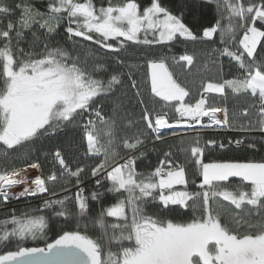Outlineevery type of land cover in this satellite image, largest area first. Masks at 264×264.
<instances>
[{"label":"snow or ice","instance_id":"1","mask_svg":"<svg viewBox=\"0 0 264 264\" xmlns=\"http://www.w3.org/2000/svg\"><path fill=\"white\" fill-rule=\"evenodd\" d=\"M217 36L220 47L209 57L215 76L198 83L169 70L179 65L190 75L195 51H156H171L180 38L195 45ZM80 41L99 54L82 53ZM125 41L144 48L147 95L131 71L118 70L139 67L120 58ZM225 57L235 71H224ZM125 76L138 118L125 103ZM214 94L252 102L219 106ZM69 127L79 146L53 145L56 167L45 172L33 146ZM221 131L231 135L220 140ZM164 133L179 144L161 152L154 170L138 171L147 144L168 143ZM233 144L252 152L264 146V0H45L43 8L0 0V205L46 197L0 220V243L16 248L0 254V264H264V158L210 159ZM88 180L96 190L86 189ZM89 201L101 204L95 216ZM171 206L190 220L165 215ZM53 221L64 223L49 242Z\"/></svg>","mask_w":264,"mask_h":264},{"label":"trees","instance_id":"2","mask_svg":"<svg viewBox=\"0 0 264 264\" xmlns=\"http://www.w3.org/2000/svg\"><path fill=\"white\" fill-rule=\"evenodd\" d=\"M36 4L38 7L43 8L45 4V0H35ZM78 2H84V0H78ZM141 3H147V0H139ZM164 3H169L170 0H162ZM94 3L99 4L100 0H94ZM113 3H120V0H113ZM212 7L211 6H206L204 9L205 12L211 13L212 12ZM208 20L211 19V15L207 17ZM63 30L61 29V33ZM124 39V38H120ZM213 40L215 42H206L203 44H187L185 45L183 43V38H180V42L176 43H171L169 44V48L171 51L168 50V48H159L156 49L158 52H164L166 53L169 57L172 55H182L184 54V49L185 47L188 48L189 54H191L192 51L196 52L197 56V61H194L195 67L191 68V74L189 75L187 73V69L181 68L179 65H172L169 64V68L171 71H175L177 74L185 77V83L192 84L193 81L196 83L199 82V80L203 76H215L216 69L212 68L211 62L209 57L212 55L211 54V49L213 48H218L220 47L219 43V37H214ZM84 47L81 50L82 53H86L87 51L91 50L94 52H98L97 46L92 43V42H84L80 41ZM113 42L114 44H118L119 41H117L115 38L110 41ZM61 44L66 47V48H71V45L67 43L64 40H61ZM125 50H121L120 52V58L125 61V65H139L138 68H130V67H125L123 69H118L120 71L124 72H132V79H136L138 82V85L141 87V91L147 95L149 91V87L147 84H145V81L148 80L149 76V69L144 65V62L139 58L144 51L143 46L137 45L134 42H128L125 41ZM110 51V50H108ZM258 51H259V46H258ZM168 63V61H166ZM223 63H224V71L227 72L230 69L232 71H235V69L232 67V64L234 62L229 61V58H223ZM204 64H208L209 68L211 71H205L204 69ZM230 78V77H228ZM125 83H124V91H127L128 93V100H125V103L128 105V110L133 112V114L138 118L139 117V107L136 105L135 102V97H134V91L130 88L128 84V77L125 76L124 78ZM193 95H195V88H193ZM216 103L219 106H224L227 105L230 108H238L240 106H243L244 104L251 103L252 100L249 97L245 96H239L236 94H229L227 96V99H223L220 97L219 94H214ZM159 99V98H157ZM188 98H186L187 100ZM159 107V105H157ZM172 108L171 105L168 107V111L171 112ZM189 132L192 130L189 129ZM220 131V130H216ZM165 138L167 139L168 143L167 144H160L159 142H153L149 143L146 145L145 151H146V156L143 158L142 163L138 162V171H144L148 172L151 170H154L153 166H155L158 162L159 159L162 158L161 152L162 151H167L168 146L172 145L174 148L179 144L178 140L171 139L170 133H164ZM212 132L209 131L207 135L202 137L203 139L211 138L212 137ZM230 133H225V132H220L219 136L216 137L220 140H225L227 136H230ZM191 137H188L190 139ZM238 138V137H237ZM257 139L259 138L258 136L256 137ZM187 143V140H186ZM63 145L65 148L68 149V151H74L80 144V136L77 134L76 131L72 130L71 127L64 129L59 135L55 136V138L50 139V140H43L42 142H38L35 147L37 149L36 155L38 156L39 160L43 163L44 165V171L47 172L50 167H56L54 161L52 160L51 153L54 151L53 145ZM155 146V150H153V147ZM231 151L225 150H213V155L210 157V159H217L221 156H228V157H247L248 159H254V160H260L261 158H264V146L257 145L258 148H260L259 152H252V151H245L243 150L242 147L236 146L235 144L231 145ZM83 151V149H81ZM45 153H49V155L46 157ZM3 157L0 156V159ZM233 183L237 184L239 183V178H233ZM86 184V189L88 191L96 190L93 186V182L91 180H88L85 182ZM178 188L180 186H177ZM87 194V193H86ZM46 197H28V198H21L19 200H12L8 202L7 204L0 205V220H5V219H10L13 214L19 216L24 212H29L31 208L33 207H39L42 203V200ZM90 203V213L91 215L95 216L98 212V210L101 207V204L96 202V201H89ZM226 204H229L230 202H225ZM173 208L172 212L165 213V215H168L170 217H176L178 219L182 220H190L191 218V213L185 211H181L182 206H171ZM69 208L72 212H77L78 211V205L73 206L69 205ZM15 210L13 213L12 210ZM154 210V209H150ZM39 214V213H37ZM50 215V213L48 214ZM64 223L63 221H53L51 225V230L48 233L50 236L49 242H52L55 238L58 237V234H60V229L57 227L58 224ZM5 227L4 225H0V229H3ZM66 230H73V225L71 222H69L66 225ZM93 231H96V229H93ZM24 246H39L43 247L44 244L42 242L38 244H32L31 242L25 244ZM7 250H16L14 244H5L0 243V254H3V252Z\"/></svg>","mask_w":264,"mask_h":264},{"label":"bare ground","instance_id":"3","mask_svg":"<svg viewBox=\"0 0 264 264\" xmlns=\"http://www.w3.org/2000/svg\"><path fill=\"white\" fill-rule=\"evenodd\" d=\"M36 174H37V172L34 170V171H32V172L30 173V176H31V177H34ZM13 190H15V191H19L20 188H19V187H16V188H14Z\"/></svg>","mask_w":264,"mask_h":264},{"label":"rangeland","instance_id":"4","mask_svg":"<svg viewBox=\"0 0 264 264\" xmlns=\"http://www.w3.org/2000/svg\"><path fill=\"white\" fill-rule=\"evenodd\" d=\"M167 63V62H166ZM169 70H170V68H169ZM171 71V70H170ZM149 75H150V71H149ZM12 191H15V190H12Z\"/></svg>","mask_w":264,"mask_h":264}]
</instances>
